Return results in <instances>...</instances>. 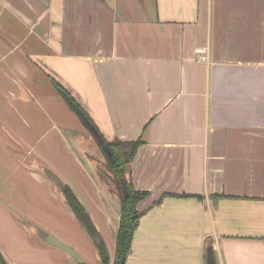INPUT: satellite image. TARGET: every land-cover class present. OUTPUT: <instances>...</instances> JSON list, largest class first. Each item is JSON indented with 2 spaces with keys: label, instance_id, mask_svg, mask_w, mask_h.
<instances>
[{
  "label": "crops",
  "instance_id": "1",
  "mask_svg": "<svg viewBox=\"0 0 264 264\" xmlns=\"http://www.w3.org/2000/svg\"><path fill=\"white\" fill-rule=\"evenodd\" d=\"M53 79L108 140L142 139L125 264H264V0H0V251L77 264L42 228L100 264L45 168L111 257L121 201Z\"/></svg>",
  "mask_w": 264,
  "mask_h": 264
},
{
  "label": "trees",
  "instance_id": "2",
  "mask_svg": "<svg viewBox=\"0 0 264 264\" xmlns=\"http://www.w3.org/2000/svg\"><path fill=\"white\" fill-rule=\"evenodd\" d=\"M52 82L68 106L80 117L84 124L87 125V122H90L94 130H96L95 133L89 128L90 131L94 133L98 146L105 156L108 167L116 182L117 191L120 194L121 214L116 235L114 257L113 259L110 258L105 242L101 241L97 244L100 264H125L127 256L131 250L133 231L136 228L141 215V212L137 209V203L147 195L146 190L136 189L133 186L128 169V165L139 145L142 143V139L138 137L128 140L119 138L108 140L99 130L89 112L82 106L77 98L60 82L54 79ZM123 180L127 185V194H124L122 191ZM62 191L68 206L82 223L87 233L92 237L98 234V230L93 220L73 190L68 185H64ZM0 262L2 264H7L1 251Z\"/></svg>",
  "mask_w": 264,
  "mask_h": 264
},
{
  "label": "water",
  "instance_id": "3",
  "mask_svg": "<svg viewBox=\"0 0 264 264\" xmlns=\"http://www.w3.org/2000/svg\"><path fill=\"white\" fill-rule=\"evenodd\" d=\"M59 92V91H58ZM60 94V93H59ZM61 96V95H60ZM62 97V96H61ZM63 99V97H62ZM64 100V99H63ZM65 101V100H64ZM66 103V101H65ZM67 104V103H66ZM68 105V104H67ZM69 107V106H68ZM70 108V107H69ZM71 109V108H70ZM72 110V109H71ZM73 111V110H72ZM77 115V114H76ZM78 116V115H77ZM79 117V116H78ZM80 119V117H79ZM80 121L82 122V124L86 127V129L88 130V132L90 133V135L92 136V138L94 139V142L96 143V146L100 152V154L102 155V160L104 161V165H105V168H106V172L108 173V179L110 180V184H112L111 186L116 190V193H117V196L120 198V194L118 193L117 191V187H116V182L114 180V177H113V174L111 173L109 167H108V164H107V161L105 159V156L104 154L102 153V151L100 150L99 146H98V143L96 141V138L94 136V133H92L90 131L93 130V132L96 133V130H94L92 124L90 122H87V125L84 124V122L80 119ZM90 128V129H89ZM45 170L48 172L49 175L52 176L53 179L56 180V183L60 186V190L62 192V195L64 197V194H63V191H62V188L64 185H67L65 184L60 178H58L54 173H52L50 170L46 169ZM122 191L124 194H127V185H126V182L123 180L122 181ZM65 199V197H64ZM120 201H121V198H120ZM66 202V200H65ZM67 204V202H66ZM68 206V204H67ZM68 208L70 209V207L68 206ZM70 211L73 213V211L70 209ZM74 217L76 218V220L80 223V225L83 227V229L85 230L86 234L88 235V237L91 239V241L95 244L96 246V249H97V244L100 243L101 241H104L103 240V237L101 236V234L98 232V234L94 235L93 237L90 236L86 229L84 228V226L82 225V223L79 221V219L76 217V215L73 213ZM120 220V219H119ZM119 226V224H118ZM118 230V228H117ZM39 231L41 232L44 240H46V242H48L49 244H52V245H55V246H58L59 248H61L62 250H64L66 253H68L73 259L74 261L77 263V264H90L86 258L78 251L76 250L73 246H71L70 244H68L67 242L63 241L61 238L57 237L56 235L54 234H51L47 231H45L44 229L40 228ZM116 235H117V232H116ZM115 247H116V239H115ZM108 249V248H107ZM109 252V251H108ZM97 253H98V250H97ZM115 253V252H114ZM110 255V253H109ZM99 257V255H98ZM114 257V255H113ZM113 257L110 256L111 259H113ZM100 259V258H99ZM214 257L212 256V251L210 249H208V258H207V264H214ZM0 264H2L0 262Z\"/></svg>",
  "mask_w": 264,
  "mask_h": 264
},
{
  "label": "built area",
  "instance_id": "4",
  "mask_svg": "<svg viewBox=\"0 0 264 264\" xmlns=\"http://www.w3.org/2000/svg\"><path fill=\"white\" fill-rule=\"evenodd\" d=\"M199 59L207 60V56H206V54H201V55H199Z\"/></svg>",
  "mask_w": 264,
  "mask_h": 264
}]
</instances>
